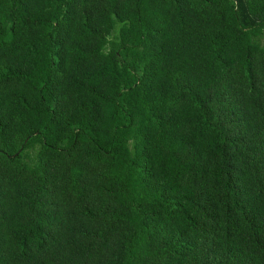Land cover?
<instances>
[{
    "label": "trees",
    "instance_id": "1",
    "mask_svg": "<svg viewBox=\"0 0 264 264\" xmlns=\"http://www.w3.org/2000/svg\"><path fill=\"white\" fill-rule=\"evenodd\" d=\"M0 264H264V0H0Z\"/></svg>",
    "mask_w": 264,
    "mask_h": 264
}]
</instances>
